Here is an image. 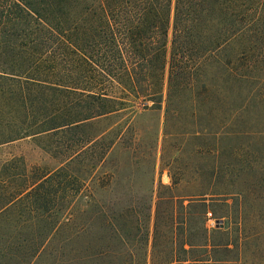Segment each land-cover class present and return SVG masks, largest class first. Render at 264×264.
Listing matches in <instances>:
<instances>
[{"label": "trees", "instance_id": "16d2710c", "mask_svg": "<svg viewBox=\"0 0 264 264\" xmlns=\"http://www.w3.org/2000/svg\"><path fill=\"white\" fill-rule=\"evenodd\" d=\"M118 90L154 102L186 96L191 108L202 95L232 103L240 129L215 136L208 188L186 196L207 208L202 242L158 261L98 258L81 239L89 226L74 223L83 187L74 174L13 158L0 161V264H250L247 215L251 197L264 193V132L252 144L249 131L264 115V0H0V147L87 128L121 110ZM227 135L235 139L228 148ZM108 222L104 231L121 233ZM233 227L238 242L215 241Z\"/></svg>", "mask_w": 264, "mask_h": 264}, {"label": "rangeland", "instance_id": "374dc122", "mask_svg": "<svg viewBox=\"0 0 264 264\" xmlns=\"http://www.w3.org/2000/svg\"><path fill=\"white\" fill-rule=\"evenodd\" d=\"M116 94L124 98L119 90ZM205 97L202 95L193 108L186 96L172 102L166 93L161 102L125 97L118 105L120 111L90 120L87 128L25 138L0 147V161L19 158L29 169L38 167L46 172L67 168L83 186L74 202V223L89 226V234L81 239L94 246L97 252L93 255L158 261L171 256L173 250L181 252L185 243L202 242L207 208L189 205L186 196L199 185L208 188L207 173L214 160L206 149L219 145L215 136L223 127L227 133L240 129L232 118V103L224 106L217 97ZM232 101L236 105L234 98ZM222 121L227 126H222ZM249 131L257 137L252 144L262 140L263 114L259 125ZM195 132L211 136L197 140ZM226 138L229 140L222 146L228 148L235 139ZM261 143L257 146L262 148ZM250 203L253 207L247 215L245 240L248 259L250 264L259 259V264H264V193H256ZM206 206L209 211L219 209L210 201ZM208 218V229L214 235L217 224L214 216ZM107 222L120 226L121 233L113 236L104 231L102 225ZM229 240L234 244L239 240L234 227L225 239L215 237L217 242ZM120 242L130 247L121 248Z\"/></svg>", "mask_w": 264, "mask_h": 264}, {"label": "built area", "instance_id": "2783aa9c", "mask_svg": "<svg viewBox=\"0 0 264 264\" xmlns=\"http://www.w3.org/2000/svg\"><path fill=\"white\" fill-rule=\"evenodd\" d=\"M166 180H167V181H169V178H168V177H166Z\"/></svg>", "mask_w": 264, "mask_h": 264}]
</instances>
